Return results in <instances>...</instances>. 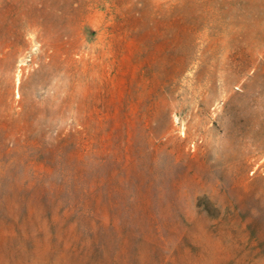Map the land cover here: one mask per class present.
<instances>
[{
    "label": "rangeland",
    "instance_id": "374dc122",
    "mask_svg": "<svg viewBox=\"0 0 264 264\" xmlns=\"http://www.w3.org/2000/svg\"><path fill=\"white\" fill-rule=\"evenodd\" d=\"M0 264H264V0H0Z\"/></svg>",
    "mask_w": 264,
    "mask_h": 264
}]
</instances>
